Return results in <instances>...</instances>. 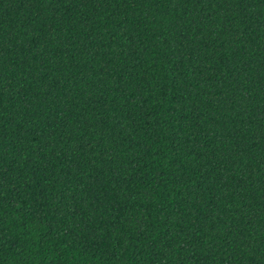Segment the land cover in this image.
<instances>
[{"label": "trees", "instance_id": "1", "mask_svg": "<svg viewBox=\"0 0 264 264\" xmlns=\"http://www.w3.org/2000/svg\"><path fill=\"white\" fill-rule=\"evenodd\" d=\"M0 264H264V0H0Z\"/></svg>", "mask_w": 264, "mask_h": 264}]
</instances>
